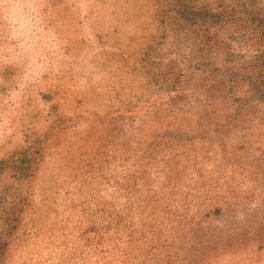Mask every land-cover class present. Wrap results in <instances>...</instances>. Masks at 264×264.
<instances>
[{
  "label": "trees",
  "instance_id": "obj_1",
  "mask_svg": "<svg viewBox=\"0 0 264 264\" xmlns=\"http://www.w3.org/2000/svg\"><path fill=\"white\" fill-rule=\"evenodd\" d=\"M93 1L108 0L75 3ZM147 2L151 33L134 49H118L106 30L88 28L105 24L99 16L109 21L107 10L72 16L70 0H0V87L11 95L8 131L17 127L0 155V264L8 262L10 243L27 231L29 191L47 143L69 140V132L90 149L86 166L107 172L113 202L119 196L125 204L115 212L99 208L108 222L84 217L59 246V264H175L178 243L201 250L192 254L199 257H216L222 245L228 253L264 246V54L229 74L225 65L235 58L221 31L231 24L264 45V0ZM171 21L202 53L191 71L195 84L187 78L190 71L176 64L170 72L174 63L161 58L171 31L181 29ZM115 55L122 84L138 90L132 98L83 112L38 102L51 101L42 88L55 69ZM127 71L131 82L125 81ZM195 102L202 104L198 114ZM241 212L243 225L206 240L213 222L227 224Z\"/></svg>",
  "mask_w": 264,
  "mask_h": 264
},
{
  "label": "rangeland",
  "instance_id": "obj_2",
  "mask_svg": "<svg viewBox=\"0 0 264 264\" xmlns=\"http://www.w3.org/2000/svg\"><path fill=\"white\" fill-rule=\"evenodd\" d=\"M70 2L72 3H69V6L76 10L70 14L72 16L79 15L82 11L96 14L98 9L103 13L107 10V14L111 16L109 21L106 17L99 16L105 19V24L96 22L93 27L88 28L94 32L106 30L118 49H122L123 46H129L130 49L140 46L154 25L148 17L153 13L147 0H118L111 4H108L111 2L109 0L105 4L93 1L87 6L76 4L75 0ZM106 4L107 6H104ZM69 19L74 20V17ZM170 23H176L172 28L181 29L171 31L172 43L168 44L161 58L166 65L169 62L174 63L169 68L170 72H175L177 65L190 71L187 78L195 84L197 74L191 71L194 63L200 61L202 53L181 25L173 21ZM223 30L221 31L224 37L226 36L232 44L233 51L230 55L235 58L229 59V64L225 65L227 66L225 70H228L229 74L237 73L241 63L251 62L263 56L264 45L257 42L251 33L231 24L224 25ZM120 44L122 46H119ZM63 45L66 46L65 43ZM80 49L83 47L80 46ZM117 57L109 56L101 63L100 57L95 56L74 68H63V65L59 69L54 68L56 72L50 74L46 82L48 84L42 88L52 99L50 101L37 98L38 102L44 107L48 106V103L68 107L73 109L72 112L75 110L83 112L82 109H105L120 100L122 101L119 103L125 102L127 98L135 96L138 90L133 88L132 93L131 88L122 84L123 75L121 72L118 73L116 63H112ZM128 74L130 75L129 71L125 72V81H133L132 76ZM99 90L103 92L100 93ZM7 94V88L0 87V155L9 150V142L17 135V127L12 132L8 131L6 123L5 116L11 112L9 106L12 103L11 95ZM201 109L203 110L202 104L195 102L193 110L195 114L200 113ZM210 110L211 106L207 111ZM41 128L40 134L44 131V127ZM68 135L69 140L61 138L60 143L52 141L47 143V156L42 162L35 184L29 191L31 205L23 226L27 231L10 243L7 264H59L61 261L59 246L79 228L80 222L84 223V217L95 221L105 219L108 222L107 214L103 210L99 212V208L106 206L108 210L115 212L125 204V197L121 199L117 196L113 202V186L106 177L107 172L102 176L95 168L86 166L90 160V149L79 140L78 135H73L72 132ZM106 170L109 171L110 167L107 166ZM106 202L112 203V208ZM244 221L245 217L241 212L227 224L213 222L206 240L214 241L227 230L243 225ZM158 227L164 229L163 225ZM157 240L162 242L160 235ZM246 246L248 245L228 253L222 245L216 257L213 254L199 257L192 254H200L201 250L197 251L191 245L178 243L173 255H177L175 264H264V246L258 250H248L245 249Z\"/></svg>",
  "mask_w": 264,
  "mask_h": 264
}]
</instances>
